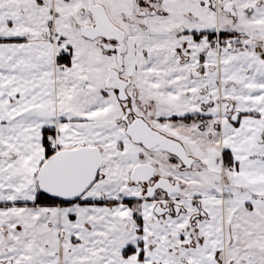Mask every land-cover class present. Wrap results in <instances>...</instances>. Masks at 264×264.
Instances as JSON below:
<instances>
[{"label":"snow or ice","instance_id":"snow-or-ice-1","mask_svg":"<svg viewBox=\"0 0 264 264\" xmlns=\"http://www.w3.org/2000/svg\"><path fill=\"white\" fill-rule=\"evenodd\" d=\"M0 264H264V0H0Z\"/></svg>","mask_w":264,"mask_h":264}]
</instances>
